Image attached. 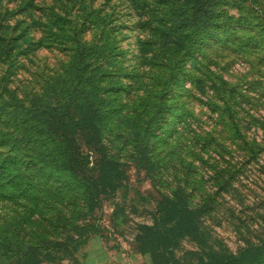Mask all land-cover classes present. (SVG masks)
<instances>
[{
    "label": "rangeland",
    "instance_id": "1",
    "mask_svg": "<svg viewBox=\"0 0 264 264\" xmlns=\"http://www.w3.org/2000/svg\"><path fill=\"white\" fill-rule=\"evenodd\" d=\"M191 2L0 0V264H135L156 191L202 208L234 253L264 238V0H211L200 27ZM33 104L94 105L128 174L100 210L77 175L46 167L58 153ZM197 252L188 237L174 251Z\"/></svg>",
    "mask_w": 264,
    "mask_h": 264
},
{
    "label": "trees",
    "instance_id": "2",
    "mask_svg": "<svg viewBox=\"0 0 264 264\" xmlns=\"http://www.w3.org/2000/svg\"><path fill=\"white\" fill-rule=\"evenodd\" d=\"M211 0H192L187 19L195 27L207 19ZM188 20V21H189ZM189 21V22H190ZM35 116L40 118L42 129L54 145L58 155L46 161L48 166L77 175L87 190L89 212L100 210V199L108 189H115L128 180L126 164L110 158L101 141L98 116L93 104L55 108L32 105ZM52 159V160H51ZM137 172L149 170L135 166ZM156 214L151 224L138 225L132 242L133 251L149 257L150 264H264V238L259 244L249 245L238 253L226 248L200 226L202 208H191L180 196L170 197L160 191L152 197ZM92 215V214H91ZM86 231L98 234L108 241L107 232L94 223L86 224ZM183 237H188L198 248L195 263L175 256ZM52 258H48L51 260ZM33 255H25L12 264H40Z\"/></svg>",
    "mask_w": 264,
    "mask_h": 264
},
{
    "label": "crops",
    "instance_id": "3",
    "mask_svg": "<svg viewBox=\"0 0 264 264\" xmlns=\"http://www.w3.org/2000/svg\"><path fill=\"white\" fill-rule=\"evenodd\" d=\"M128 256L129 253H126V252H122V251H119L117 253V257L121 256L124 258V256ZM137 257L135 260L137 261L135 264H150V261H149V257L147 255H141V254H130V257ZM129 257L128 258H124V261H126V264H130L129 262ZM131 261V260H130ZM111 264H116L115 262H111Z\"/></svg>",
    "mask_w": 264,
    "mask_h": 264
}]
</instances>
